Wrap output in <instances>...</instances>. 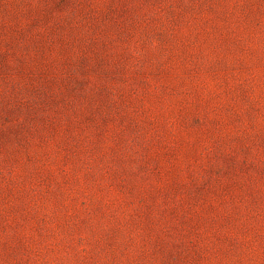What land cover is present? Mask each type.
I'll return each instance as SVG.
<instances>
[{
	"label": "rangeland",
	"instance_id": "1",
	"mask_svg": "<svg viewBox=\"0 0 264 264\" xmlns=\"http://www.w3.org/2000/svg\"><path fill=\"white\" fill-rule=\"evenodd\" d=\"M0 264H264V0H0Z\"/></svg>",
	"mask_w": 264,
	"mask_h": 264
}]
</instances>
